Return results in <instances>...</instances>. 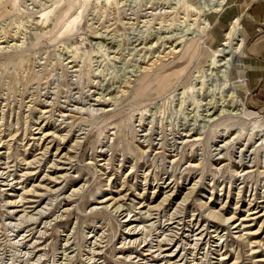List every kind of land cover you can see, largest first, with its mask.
<instances>
[{"label": "rangeland", "instance_id": "1", "mask_svg": "<svg viewBox=\"0 0 264 264\" xmlns=\"http://www.w3.org/2000/svg\"><path fill=\"white\" fill-rule=\"evenodd\" d=\"M263 4L0 0V264H264Z\"/></svg>", "mask_w": 264, "mask_h": 264}, {"label": "bare ground", "instance_id": "2", "mask_svg": "<svg viewBox=\"0 0 264 264\" xmlns=\"http://www.w3.org/2000/svg\"><path fill=\"white\" fill-rule=\"evenodd\" d=\"M224 3V1L221 3V5ZM225 4V3H224ZM220 5V6H221ZM219 6V7H220ZM221 10L220 9H218V10H216V12H220ZM240 16H237V17H235L234 18V20H233V22H232V24L230 25V27H229V33H227L226 35H224L225 37V39H223V41L224 42H227L228 40H230L231 39V37H233V36H230L232 33H233V35H234V33H236V25H237V23H238V21H239V18ZM241 40V39H240ZM230 43H231V41H230ZM241 43V42H240ZM224 44V43H223ZM226 45V43L223 45V46H225ZM236 45V44H235ZM238 45V44H237ZM229 46V45H228ZM245 46V41H242V43H241V45H240V48H239V50L242 48V47H244ZM238 47H239V45H238ZM214 57H215V54H214ZM217 57H219V55H217ZM260 260V259H259ZM264 260H260L259 262H263Z\"/></svg>", "mask_w": 264, "mask_h": 264}, {"label": "crops", "instance_id": "3", "mask_svg": "<svg viewBox=\"0 0 264 264\" xmlns=\"http://www.w3.org/2000/svg\"><path fill=\"white\" fill-rule=\"evenodd\" d=\"M261 1H264V0H261ZM262 7L264 8V4L262 5ZM262 18H264V11H262ZM263 48H262V46H260L259 48H258V50H257V53H260V51L262 50ZM247 54V53H246ZM247 56V55H246ZM248 57V56H247ZM264 76V75H263ZM262 83L263 84H261V86H260V88H258V90H260V89H263V91H264V80L262 81ZM259 84H260V82H259Z\"/></svg>", "mask_w": 264, "mask_h": 264}]
</instances>
